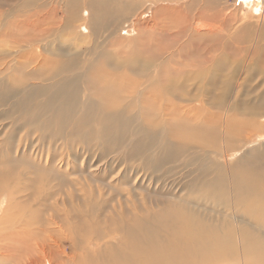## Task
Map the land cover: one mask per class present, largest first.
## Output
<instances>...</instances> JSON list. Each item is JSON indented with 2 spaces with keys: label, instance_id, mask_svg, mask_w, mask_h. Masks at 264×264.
Here are the masks:
<instances>
[{
  "label": "bare ground",
  "instance_id": "bare-ground-1",
  "mask_svg": "<svg viewBox=\"0 0 264 264\" xmlns=\"http://www.w3.org/2000/svg\"><path fill=\"white\" fill-rule=\"evenodd\" d=\"M203 1L207 3L199 6L182 1L176 7L152 6L150 16L142 17L147 11L142 12L125 28L131 35L119 34L111 45L106 41L115 32L113 24L97 23L109 13L99 0H65L67 23L63 26L48 23L50 11L32 14L25 28L23 19L19 20L23 28L12 22L16 38L23 39L29 30L38 37L35 49L23 45L24 40L13 43L18 45L15 49L24 46L20 55L26 59L20 62L38 68L28 75L45 84H25L19 90L9 86L0 72V85L6 84L0 90V103L8 106L0 117L10 119L13 126L0 142L1 158L7 160L0 162V264H204L216 260L208 256L218 254L233 256L237 264H264V190L257 191L260 185L264 188V164L251 166L247 157L237 163L224 161L214 170L215 176L207 179L211 166L191 167L201 158L185 157L194 176L181 188L178 201L169 198L168 207L147 214L144 196L140 200L133 194L143 188L146 178H151L152 186L167 178L182 156L181 147L167 138L162 142L164 135L147 123L158 115L163 125L169 115H178V105L172 108L173 103L187 104L180 107L181 113L194 120L196 106H208L206 123L210 132L219 133L214 135L220 138L225 158L236 149L234 144L240 142L243 147L264 132V0H225L220 11H214L212 1ZM81 4L89 8L82 9L88 16L77 24L75 10ZM159 12L175 17L177 25H159ZM190 12L205 13L203 22L209 28L191 18ZM124 13L114 8L109 18L116 24ZM69 23L87 32L80 30L82 35L75 36L79 43L68 45V53H62L67 58L47 68L50 59L46 62L45 56H50L55 32ZM176 31L181 35L175 45L178 50L169 47V64H155L167 47L163 36ZM1 34L13 39L0 28ZM202 34L219 37L207 45L205 55L198 54ZM50 37L53 42L47 40ZM3 39L0 49L9 42ZM111 46L116 56L108 52ZM34 98L39 100L30 109ZM96 115L104 124L97 133L98 147L116 150L124 145L125 158L143 163L136 170L137 174L146 171L140 179L131 183L128 171L119 170L118 162L95 167L104 178H94L95 170L88 164L66 163L63 158L55 162L60 147L54 146L56 139L68 134L73 142L79 141L80 128ZM71 120L74 125L67 127ZM21 127L27 130V140L16 135ZM67 128L70 133L65 134ZM37 129L44 131L42 138L50 141L52 154L32 149L34 140L28 141V132ZM30 155L34 164L18 163ZM112 173L119 177L107 180ZM195 190L204 191L206 201ZM2 196L8 200L5 207ZM212 200L217 203L213 208ZM213 209L215 221L208 216Z\"/></svg>",
  "mask_w": 264,
  "mask_h": 264
},
{
  "label": "rangeland",
  "instance_id": "rangeland-1",
  "mask_svg": "<svg viewBox=\"0 0 264 264\" xmlns=\"http://www.w3.org/2000/svg\"><path fill=\"white\" fill-rule=\"evenodd\" d=\"M99 1H102L103 5L105 4L103 8L107 10V12L109 13L114 8L123 10L125 12L124 16L119 17V20L116 24H114L115 22L111 20L112 19L111 17L109 18V13L108 15L106 14L103 19L99 18L97 21L99 26H101L102 23L105 24L104 22L106 21H109L113 24L112 28L115 30V32L114 34L112 33L106 41V44L109 43L110 45H111L112 40L120 36L119 34L131 35L132 33L127 34L126 31H124L125 28H127L130 23H133L134 21L133 19L137 18L138 16H141L142 12L147 11L146 13L143 14L142 17L150 16L152 6L174 5V7H176L175 3L177 1H182V3L184 4L188 3V6H199L201 4L207 3V1H203V0H191V1L189 0H99ZM210 1L216 4V8L214 9V11H220L221 7L225 4V0H210ZM229 2H233V0H229ZM241 2H244V0H241ZM37 4L41 5V7H38ZM65 4H66L65 0H38L37 3L35 2V0H0V18H1L0 28L4 31L6 30L7 32H9L11 37L13 38V39H9V38L6 39L5 37H10V36H5L3 34L0 35V39L4 38L3 40L9 41L8 43L4 44V46L0 49V72H1V75L4 76L3 79H5V81L7 80L6 82L8 83V85L12 84L9 86H13L14 84L16 88L21 90L23 89V85L25 84H28L29 86H34L36 83L41 82V80H39L38 78L37 79L32 78L30 77L31 75L29 76L27 73V72H31L34 70L35 71L38 70V68L36 67V64H25V62H20L21 60L26 59L25 56L21 57L20 55V50L23 49L24 46H19L18 48L15 49V47H17L18 45L13 43L15 40H18V41L24 40L23 45L31 44V47L33 46L35 49V45L37 44V41H39L38 37L36 38L35 35L31 33L33 31L29 30V31H25L26 37H24L23 39L16 38L15 36L17 32H16V29L13 28V26L15 27L14 24H18L21 28H23V25L19 22L20 19H23L24 28H25L26 24L30 22V17L32 14L38 11L39 12L50 11L51 14H50V19L48 20V23L53 24L56 21L58 22V24H60V26H63L64 24L67 23L65 21L66 14L64 12ZM84 7H86V5L81 4V6L77 7L75 10L74 20L76 19L77 24L81 22L80 19L82 18V16H84L85 18H87L88 16L87 11H82ZM204 14L205 13L194 14L190 12L189 16L191 18L200 20V22L204 25L205 28H209V26L203 22ZM12 22H14V24H12ZM91 22L94 24L93 20H89L88 23L90 26H92ZM157 22L161 26H163L164 24H167V25H170L171 27H175L177 25V21L175 17L161 15V12H159ZM71 23L65 25L61 30L55 32V41L54 43H52L53 46L50 52V56L49 54H46L47 56H45L47 57L46 62L47 60L50 59L49 60L50 65H47V68H50L51 66H55L56 64L60 63L62 60H64L63 57H65L66 59L67 57L65 55H62V53L64 52L68 53V50H67L69 48L68 45L74 46L78 44L80 40H78L75 36L82 35L87 32V29H85L84 27L77 28L76 26L71 25ZM94 28H95V25H94ZM80 30H82L83 32V33L81 32L82 34L80 33ZM96 31L97 30L95 28L94 32ZM94 32L92 33L94 34ZM220 32L224 34V31H220ZM135 36L138 38L137 41L142 43V41L139 38V34L137 33L135 34ZM65 38H69V39L65 40ZM180 39H181V35L179 31L172 32V33L171 32L166 33V35L163 36V40L167 44V47L165 50H163V54L161 57L158 55V58L155 64L163 63V62L164 63L166 62L169 64V60L167 59L169 47L171 46L175 47L177 41ZM198 39H199L198 54L205 55L207 51V45L216 43L219 37L202 34L198 36ZM47 40L48 41L51 40L53 42L54 39L53 37H50ZM182 44L184 45V40H182ZM10 46H14V48H11ZM107 48H108V52L111 55L113 56L117 55V53L115 52L112 46L107 47ZM25 49H28V48L25 46ZM29 49L31 48L29 47ZM35 53H38V52H35ZM173 60L175 61L178 60V54L173 57ZM43 62H44V67H45L46 62L45 61ZM164 63L162 65H164ZM166 67L171 68L170 65H167ZM43 71H45V68ZM22 74H24V76H22ZM19 78H21L22 80H20ZM23 81L24 83H22ZM42 84H45V83H42ZM4 85L6 84L0 85V90H4L5 88ZM38 100L34 98L32 101H30V106H31L30 109H33L37 105ZM173 104L174 105L172 106V108L178 105L177 107L179 108L178 109L179 113L178 115H175V116L173 114L172 116L169 115L168 117L170 118L167 117L165 119L166 124L160 125L159 121L161 117L158 115L153 117L154 122L153 121L147 122L150 124H154L157 127L158 134L164 135V137L161 140L162 142L166 143L167 139L173 140L172 142H174L177 146L181 147L182 149L181 151L182 156H179L178 161H177L178 163H176V167H174L173 171H171L168 174L167 178H162V180H160L159 182H156L154 186L151 185V178H146L147 180L145 179L143 186H141V188L142 187L143 188L137 189L134 191L133 194L134 195L137 194V199L142 200V197L144 196L145 204H142V205H145L146 208H148L149 211L146 212L147 214L155 213L156 211L163 208L165 205H166L165 207H168L167 202L170 203L171 200L176 199L175 201H178V198L180 197L178 195H182V193L180 194L181 188L186 184L187 181H189L194 176V174L191 173V168L190 167L187 168L188 164H187V161L184 160L185 157L189 159L190 161H192V159L193 160L196 159L198 156L201 158L199 161L195 162L191 167H194L195 165L211 166L210 174L207 176V179H211L215 176L216 172L214 170H216V168L223 166L224 161H229V162L234 163L244 157L245 158L247 157L245 161L251 166H257V165L264 164V132H259L258 134H256L257 137L255 136L254 138H252L251 142L248 145H245L243 147L240 142H237L236 144H234L236 149L232 150L231 156L225 158L223 154L224 152L222 151V145L220 144V138L216 137L217 134L219 135V133L218 132L215 133L214 132L215 130L213 132H210L211 130L209 129V126H208L209 124L206 123V121H209V115L207 111L208 106H206V108H202V107L200 108L201 105L199 106L195 105L196 107H198L196 109L198 116L195 117V120H194L190 118L189 116H186L185 114L181 113L182 108L180 107H183L184 105H187V104H180V103H173ZM188 106L191 107L190 105ZM213 106L215 107V110L219 108L218 104L213 105ZM7 107L8 106H4L2 103H0V111L7 110ZM110 108L112 107H107L106 109H110ZM132 110L134 111L135 109H132ZM15 117H21V116L17 114ZM21 121H22V118H19L18 122L21 123ZM9 122H10V119H7L4 116L0 117V142H3L2 140H4L5 134H8V133L10 134L11 132L9 131L13 130V126H11L12 124H10ZM3 125L5 128L3 127ZM73 125H74V120H71L68 123L67 127H72ZM138 125H139V120H138ZM165 125L167 127H164ZM103 127H104L103 118L96 115L93 118V120L89 122V124H84L80 128V134L76 138L79 141L73 142V140L70 138L68 134L65 135V137L63 138L60 137V139L58 140L56 139L54 146H60V147H58L57 149V154L59 156L54 159L55 162L61 161L59 159L63 158L65 159L66 163L71 162V163H76V164H88L90 165V169H93V171L95 170L94 175H93L94 178L97 177L99 173L101 174L103 173L102 170L99 171V173L96 170V168L99 167L101 164L102 165H105L107 163L117 164L116 162H118V163H121L119 166V170H121L122 172L126 170L128 171V180L131 181V183L135 179H140L142 175L146 173V171L143 170L141 171L140 174H137L136 170L137 169L140 170L143 166V163L141 160L125 158L124 155L121 153L123 149H126L124 145H122L121 148L116 149V150L113 147H110V148L106 147L105 150L103 149V147H100V146L98 147L99 140L97 139V133L99 132V130H102ZM162 127L165 129H162ZM196 127H198V129H196ZM26 132H27L26 128H22V127L18 128L16 130V135L18 139L24 137V139L27 140ZM67 132L70 133L69 128L65 130V134ZM187 132L189 134H186ZM202 132L206 134L204 135L202 134ZM43 133L44 131L40 129L33 130L31 133L28 132V139H29L28 141L34 140V143H32L34 148L32 149L40 150L42 153H45V154H52L53 150L51 148V143L48 140H43L42 138ZM208 133L209 134L211 133V134L208 136L207 135ZM191 134H194V135H191ZM214 134H216V136ZM18 139H16V142H15L16 144L18 142ZM215 140H216V144H218L219 147L215 146L214 144ZM188 153H191V154H188ZM254 156H258L259 158L258 161ZM3 160L7 161L5 159H2L0 155V162H4ZM21 160L23 162H18V163L25 164V163L31 162L32 164H34V161H35L32 155H30L29 157L26 156L25 158ZM98 177L104 178V176H98ZM112 177L118 178L119 173H118V176L115 173H112L109 176V178H107V180H109ZM107 180H104V182H108ZM95 185H96V182H95ZM263 190H264L263 185H260L257 191L259 192ZM153 191L157 192V194L158 193L160 194L157 195L153 193ZM195 194L199 199L206 201L204 191L195 190ZM140 195H142L141 198H140ZM169 198L171 200H169ZM166 199H168V201ZM7 202H8L7 197L2 196L1 206L4 205L3 207H5ZM154 202H156L155 204H157V202L159 204L155 206ZM183 204L187 205V202L184 201ZM209 205H211L213 208L217 206V203L215 202V200H212L211 203H209ZM213 211L214 209L210 211L208 214L211 221L216 220L213 216ZM1 213L2 212H0V214ZM66 246L68 247V244H66ZM208 257L209 258L216 257V260H214L212 263H208L204 261V264H237V259L231 255L224 256L226 258H223L222 254H218L216 256H208ZM189 262H191L190 259H189Z\"/></svg>",
  "mask_w": 264,
  "mask_h": 264
}]
</instances>
